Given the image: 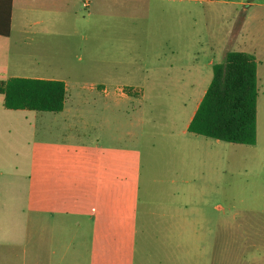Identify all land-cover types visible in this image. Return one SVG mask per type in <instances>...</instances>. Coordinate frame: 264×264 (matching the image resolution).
I'll return each mask as SVG.
<instances>
[{"label": "rangeland", "instance_id": "rangeland-1", "mask_svg": "<svg viewBox=\"0 0 264 264\" xmlns=\"http://www.w3.org/2000/svg\"><path fill=\"white\" fill-rule=\"evenodd\" d=\"M233 1L240 0H15L10 36H0V82L59 80L67 95L62 114L11 111L12 127L0 136L7 165L25 170L26 153L15 152L28 139L52 156L45 163L52 185L65 174L76 179V207L47 219L78 223L70 264H206L210 238L234 232L229 220H264V24L245 25L244 7ZM241 25L257 49V148L186 128L212 81L211 61L223 62L219 47ZM25 115L37 116L35 131ZM185 141L188 156L177 151ZM54 154L62 167L52 165ZM23 222L13 220L20 246L9 264H22L34 245ZM54 249L59 264L64 250Z\"/></svg>", "mask_w": 264, "mask_h": 264}, {"label": "crops", "instance_id": "crops-1", "mask_svg": "<svg viewBox=\"0 0 264 264\" xmlns=\"http://www.w3.org/2000/svg\"><path fill=\"white\" fill-rule=\"evenodd\" d=\"M249 1L250 0L233 1L231 4L244 7L246 17L243 23H245V25L252 21L264 24V0H255L253 2ZM14 3L15 0H13V9ZM251 10H253L252 13ZM249 13L251 14L249 15ZM246 34L249 35L248 30H245L243 25H241V30H239L236 37H233L232 29V31L227 34L226 42L222 43L219 47V51L222 54L223 61L228 52H243L253 55L257 62V77L259 83L260 78L257 49L249 45V39L245 38ZM232 42L235 44V48H232ZM210 65L214 66V61H211ZM133 88L134 87H131L130 89ZM135 89L137 92H134V94H139L141 97L143 95V90L138 88ZM103 93L108 95V92L105 93V90ZM124 97L129 98L132 96L124 95ZM64 111L62 113H64ZM9 113H11V110H0V129H10L12 127L11 123L8 124L9 121L7 115H9ZM193 116L189 119L186 126L188 134H191L188 132V126ZM23 120L24 122L22 123H24L26 128L32 132L39 126L37 116L30 117L25 115ZM8 125H10V127H8ZM6 141L5 137L0 136V247L4 248L3 250H0V264H9L8 255L13 254L14 249L12 248L20 246L19 243H14L15 239L20 238V235L19 232H16L14 229L15 224L13 223V220H24L22 223V228L24 229L23 231L21 229V233L25 234L28 246L31 243L34 244L32 247L28 248V250H24L22 264H53L52 256L57 254V251L54 249L55 246H58L61 251L64 250L60 254L59 264H70L72 259L71 233L72 229L75 230L78 227V223L76 220L47 219L53 218L56 215L55 212L51 210L64 208L65 215L69 216L72 204L76 207L77 198L75 188L73 186L77 183L76 179L71 181L65 174V178L62 179L63 185L61 184V180H59V183L52 185L50 181L51 171H49L45 164L51 160L52 156H47L43 150H34V142H30L28 139H26L24 149L18 148L15 152L16 159L20 157L23 150L26 153L25 170L24 168L20 169L17 165H14V163H8L7 165L6 162H8L10 158L9 154L6 152L8 146ZM258 144L259 140L257 132L256 145L249 147L257 148ZM47 146L50 147L49 144ZM188 148L189 142L185 141L181 143V146L177 151L184 156H188ZM35 152L39 155L36 167V174L38 178L33 181L34 175L32 173V168L36 165L35 160L37 157H35ZM53 157H55V162L52 165L55 167H62V165H58L56 163L58 161L57 155L54 154ZM65 163L66 165L68 164L67 161ZM71 171L72 166L70 167V170L65 173L71 174ZM88 183L86 173V184L88 185ZM64 203H66V205H64ZM43 216H45V220L39 221V219ZM36 220L39 224H42L41 227L39 229L29 227L35 225ZM226 225H228L227 227L234 232H221L210 238L213 241V247L215 249L211 260H207L206 257L204 258L205 263L264 264V220H245V222L240 224L237 220H229ZM61 236L68 238V240H66L63 244L59 241ZM26 240L25 242L27 243ZM7 248L10 249L8 250ZM206 253L207 252H205V255Z\"/></svg>", "mask_w": 264, "mask_h": 264}, {"label": "trees", "instance_id": "trees-1", "mask_svg": "<svg viewBox=\"0 0 264 264\" xmlns=\"http://www.w3.org/2000/svg\"><path fill=\"white\" fill-rule=\"evenodd\" d=\"M13 0H0V36L9 37ZM127 93H132L128 89ZM4 108L11 111L62 113L66 104L63 81L13 77L0 82ZM257 62L253 55L228 52L213 66L212 81L202 98L188 132L225 143H257Z\"/></svg>", "mask_w": 264, "mask_h": 264}]
</instances>
